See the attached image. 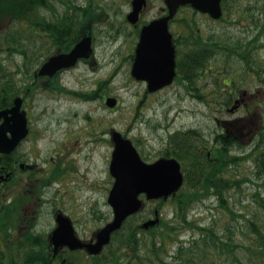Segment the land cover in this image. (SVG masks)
I'll return each instance as SVG.
<instances>
[{
	"label": "rangeland",
	"instance_id": "obj_1",
	"mask_svg": "<svg viewBox=\"0 0 264 264\" xmlns=\"http://www.w3.org/2000/svg\"><path fill=\"white\" fill-rule=\"evenodd\" d=\"M56 1L46 0V6L40 9L37 6L34 8L24 6L18 9L20 17H36L37 20L27 40L22 30L26 25L18 24L17 21L12 24L16 39L25 37L17 42L16 47L39 49L36 38L38 35L35 36V33H38L40 26L43 27V18L55 16L57 15L55 11H61ZM74 1L80 6L86 7L89 4L92 7L90 10L78 13V26L80 23L85 24L83 17L86 12L94 13L98 10L101 12L102 20L97 22L98 18H96L90 23L91 31L88 29L87 34H81L78 30V36L67 41L72 45L76 39L82 37L76 41L79 43L83 38L88 37L89 55L92 53L94 58L92 62L81 63L64 73L59 79L62 88L51 91L38 90L29 99L28 109L31 111L36 131L34 136H39L41 140L36 141L27 150L31 153L33 150L37 152L36 155L32 153L37 161L44 159L48 161L51 155L57 156V166L63 171L60 181L54 182L45 193V204L41 209L38 229L48 234L55 226L52 214L55 209H60L73 221L72 227L76 232L74 234L80 240L90 238L92 232L103 227L113 218L107 197L114 180L109 172L114 150L112 142L114 131L120 132L123 138L129 139L146 163L163 158L161 153L167 148L168 138L170 139L171 134L179 129L191 131V128H198L203 130L207 137H211V131L217 129L223 131L224 127L229 125L246 135L248 131L255 133L264 118L262 114L264 82L259 81L253 72L241 70V62L238 59H229L225 66L222 64L226 57L220 58L217 55L215 57L217 64L213 62L217 65L214 67L216 71L226 72L230 69L235 76L237 86L242 90L237 96L241 95L240 98L243 97L244 100L236 110L231 109L234 107L233 102H230L229 107L227 106L231 96L228 91L233 86H225L219 81L224 91L212 94L216 88L213 83L215 77H209L212 72H202L201 78L196 82L197 91H191L186 87L187 81L178 80V76L173 83L149 91L146 82L135 79L131 73V65L136 57L134 52L136 36L132 31L135 29L129 26H125L124 30L120 29L127 24L124 14L130 10L131 0ZM149 1L152 2L153 9L147 14L146 21L152 19L161 6V0ZM254 1H230L226 3L224 9L221 1L222 14L216 19L189 4L182 5L168 18H174L170 24V31L180 38L185 35L191 36V32H195L203 38L212 35L217 42L227 43L233 39L250 40L258 34L260 37L256 38L255 49L258 62L264 66V30L261 25H257V22L254 23L255 16L259 18L258 21H264L263 0L260 2L258 0L257 6H253ZM12 4V0H0V11L7 10ZM5 21L0 24V28L7 26ZM80 30L82 31V28ZM90 33L96 40L93 50ZM7 35V29L0 32L3 47L0 49V64L6 69L1 73L3 75L1 80L4 81H6L10 46ZM69 43L63 50L71 48L70 45L68 46ZM189 44L186 42V45ZM74 47L66 54L57 56L69 55ZM188 48L180 45L182 52L180 61L183 60ZM83 56L85 55H77L73 62ZM253 67L257 66L253 65ZM177 72L175 68V73ZM224 76L221 74L222 78ZM262 76L264 77V73ZM17 80L21 78L17 77ZM203 84L205 89L202 91ZM243 92H246V95H243ZM198 94H202L205 98ZM237 96L236 98L240 99ZM108 97L116 98L114 107L106 104ZM257 103L259 114L248 113L252 104ZM217 121L221 126L216 124ZM254 133L251 135L252 139ZM250 143L242 142L244 147L242 150L250 149ZM238 151L239 149L235 148L233 153L236 154ZM254 169L251 159L244 160L240 165L231 168L228 173L230 177L237 179L242 176L251 177L252 181H243L240 188L227 190L223 202L225 207L220 206V200L216 197H211L202 204H196L190 219L197 218L198 222L207 226L214 223L215 231L229 244L228 251L224 250L222 253L211 251L208 260H196L197 264H238L239 260L259 261V256L264 252V242L250 225V220L257 219L254 221L256 227L264 234V178L257 180L253 174ZM142 198L144 200V197ZM144 201L142 209L126 220V223L139 228L137 238L149 241L150 235L154 233L152 229L160 231L167 222L179 227L171 201L161 199ZM154 210L158 211L159 224L144 228L143 223L154 217ZM228 210H232L233 213H229ZM128 227L129 225L125 226V230ZM172 236H174L173 240L164 242L165 251L162 254V259L168 262L173 260L181 242L188 248L190 242L199 237L196 229L191 228H179ZM62 246L66 247V244ZM145 249L148 252L147 248ZM146 251L143 250L141 254L147 255ZM76 255L77 252L72 254L74 257Z\"/></svg>",
	"mask_w": 264,
	"mask_h": 264
},
{
	"label": "flooded vegetation",
	"instance_id": "obj_2",
	"mask_svg": "<svg viewBox=\"0 0 264 264\" xmlns=\"http://www.w3.org/2000/svg\"><path fill=\"white\" fill-rule=\"evenodd\" d=\"M56 4L60 6L61 11H55L57 16L43 18V27L40 26V30H37L38 33H35V36L38 35L36 37L39 44L38 50L29 47L22 49L16 47L17 42L23 40L25 37L27 40L30 31L35 28L36 17L15 16L14 6H12L14 4L7 10L0 11V24L5 20V24H7L3 29L0 28V32L2 33V31L7 29V36L10 42L7 57L8 68L5 77L8 91L11 94V104L8 107L14 104L16 96L13 93H19L17 96H21L22 98L21 109L26 112L28 128L27 135L6 155L5 160L0 162V264H22L24 260H51V264L64 263L65 260H93L85 248H78L72 251L67 246L64 247L61 245L54 249L52 233L58 225V215L63 214L60 209H55L52 214L55 226L48 234H44L38 229L41 209L45 204V193L54 182L60 181L63 171H61L62 168H58L57 166V156L51 155L48 161L45 159L37 161V159L33 158V154L36 155L37 152L33 150L32 154L27 150L36 141L41 140L39 136H34L36 131L34 130L31 111L28 109V101L38 90L51 91L62 88L59 79L64 73L72 70L81 63L92 62L94 58L91 53L87 57H79L71 64L62 63L59 67L51 69L46 67L53 57L66 54L74 47L77 43L76 41L82 38L76 39V43L74 42L72 45L67 42L70 38L75 39L78 36V10L84 9L85 11L86 9L92 8L89 4L86 7L80 6L74 0H57ZM160 4L161 6H159L155 16L147 21L145 20L147 14L153 9L152 2L149 0H147L146 6L140 10L139 18L135 23H130L127 20V15L132 9V3L130 10L124 14L127 24L123 25L120 29L124 30L125 26L135 29L132 30L136 36L134 40V52L136 51L144 26L153 20L166 17L169 14V8L165 1L161 0ZM24 6L32 8L37 6L38 9L44 8L46 6V0H34L33 3L26 0L23 3ZM88 13L89 16L83 17L87 23L82 29L81 34H87L86 31L88 29L91 31L89 25L91 22H94V19L98 18L97 22L102 20L101 17H93L92 12ZM204 14L210 16L208 12H204ZM173 20L174 18L172 17L167 21L169 31L170 24ZM15 22L26 25L22 29L25 32L23 33L25 37H18L16 39L14 25H12ZM91 33L89 37H91V49L93 50L96 40ZM170 33L172 34V45L176 48V54L177 52L182 53L180 52V45L186 48L189 47L190 44L186 45V42L190 43L189 35L180 38L179 36H175L171 31ZM67 43H69L68 46L70 45L71 48L63 50ZM132 66L133 63L131 68ZM0 77L2 78L3 75H0ZM17 77H20L21 80L18 81ZM3 81L4 79L1 80L0 85ZM243 95H246V92H243ZM240 96L238 95V98ZM239 100L242 102L244 98L242 97ZM8 117L13 119L15 115L9 113ZM9 124L11 126L13 124L12 121H9ZM216 124L221 126L219 121ZM188 130L179 129L171 134L170 139L168 138L167 148L163 152L168 151L170 141L174 143L175 141L190 140L199 156H202L204 152L206 157L209 158L212 150L218 147L216 136L218 133L221 134L222 130L217 129L211 131V137H207L204 131L198 130V128H191V131ZM235 131L237 133L236 129ZM253 133L251 131H248L247 135L241 133L240 136L245 138L242 142H252L253 136L251 137V135ZM8 135L11 136V132H8ZM26 145L28 146L25 148ZM65 216L68 217L67 215ZM68 218L70 219V217ZM71 222L73 224L72 220ZM95 233L92 232L90 238L81 240L86 243L95 241ZM76 252L78 255L75 257L72 256Z\"/></svg>",
	"mask_w": 264,
	"mask_h": 264
},
{
	"label": "trees",
	"instance_id": "obj_3",
	"mask_svg": "<svg viewBox=\"0 0 264 264\" xmlns=\"http://www.w3.org/2000/svg\"><path fill=\"white\" fill-rule=\"evenodd\" d=\"M25 1L12 0L13 4H15V7H13L15 16H19L18 9L23 7ZM29 1L33 3L34 0ZM230 1L234 0H222L223 9L226 3ZM20 2L22 3L19 4ZM257 4L258 0H255L253 6H257ZM262 6L264 9V0ZM86 10H90V8ZM82 11L84 9L78 10V13ZM86 14L85 16H89V13L88 15ZM93 17L100 18L101 12H94ZM258 19L255 16L254 23L257 22V25H261L262 30H264V21L260 22ZM82 24L86 25V22L85 24L80 23L79 30L84 28ZM81 32L80 30L79 33ZM208 36V38H203L201 35L191 32L188 51L184 54L183 60L180 61L181 53H179L177 58L178 80L182 79L187 81L186 87L191 91H197L196 82L201 78L200 75L202 72H212L209 74V77H215L213 83L216 85V88L213 90L214 93L212 94L221 93V90L222 92L224 91L221 84H225V86L231 85L233 87L228 91V94L231 96H229L230 101L227 106L229 107L230 102H233L234 108L239 107L241 101L236 96L237 93L241 94L242 90L237 86L235 76L230 69L226 72L216 71L217 69L214 68L217 66L215 57L219 55L220 58H224L225 56V62L222 64L225 66L228 64L229 59H238L241 62V70L253 72L259 81L264 82V77L262 76L264 66L261 65V62H258L259 60L255 49L256 38L260 36L258 34L254 35V38L250 40L233 39L228 43L217 42L212 35ZM1 48H3L2 39H0ZM253 65L257 67L254 68ZM2 71L5 72L6 69H3L0 64V74ZM221 74L225 76L222 78ZM219 81H221V84ZM225 81H228V83H225ZM204 89L205 84L201 87L202 91ZM10 96L11 94L8 91L6 81H3L0 85V109L10 104ZM198 96L203 95L198 94ZM258 106V103L252 104L248 109V113H252L253 115L259 114L257 111ZM262 114H264V107L262 108ZM240 135L241 132L237 131L236 133L232 126H225L221 134H217L216 141L218 147L212 150L209 158L206 157L204 152L202 156H199L190 140L175 141L174 143L170 141L168 151L163 152L162 155L176 158L181 163L184 173V184L171 199L175 208V219L179 222V227L167 222L160 231L155 230V228L152 229L154 233L150 235L151 237L147 241L137 238L136 234L139 228L133 227L132 224L130 225L125 221L122 228L114 234L107 250L101 255L92 256L93 260H65L64 263L59 264H197L198 262L196 260H208L212 254L211 251H215V253H222L224 250L228 251L229 244L215 231L214 223L207 226L198 222L196 220L197 218L190 219V212L196 207V204H202L211 197L218 198L220 200V206L225 207L223 202L227 190L240 188L243 181H252L251 177L242 176L237 179L228 175L231 168L235 165H240L244 160L251 159L254 163L255 169L253 174L257 180L264 178V118L259 130L254 133L253 141L249 144L250 149L242 150L244 148L242 145L243 139ZM235 148L239 149L236 154L233 153ZM5 158L6 155L0 154V162L5 160ZM228 211L229 213H233L232 210ZM250 221V225L254 227L264 242V234L258 231L257 224L254 222L257 219ZM127 225L129 227L125 230V226ZM179 228L196 229L199 237L193 239L188 248L181 242L173 256V260L169 262L165 261L162 259V254L165 251L164 242L166 240H173L174 236L172 234ZM223 231L226 232L225 229ZM145 248H147L148 252ZM143 250L148 254H141ZM145 260L147 261L145 262ZM258 260V262L239 260L238 264H264V252L259 256ZM22 264H51V260H24Z\"/></svg>",
	"mask_w": 264,
	"mask_h": 264
},
{
	"label": "water",
	"instance_id": "obj_4",
	"mask_svg": "<svg viewBox=\"0 0 264 264\" xmlns=\"http://www.w3.org/2000/svg\"><path fill=\"white\" fill-rule=\"evenodd\" d=\"M169 14L152 21L142 29L140 41L136 49V57L131 73L133 77L147 81L149 91L168 85L175 76V54L171 43V34L167 30V19L176 13L181 5L190 4L195 9L209 12L214 18L222 14L221 0H165ZM146 0H132L133 9L127 18L135 22L139 10L145 6ZM90 39L83 38L77 43L69 55L52 58L47 68L59 67L62 63L71 64L77 55H89ZM22 100L18 97L10 109L0 111V152L9 153L26 133L25 113L20 110ZM116 98L108 97L106 104L116 105ZM231 109H234L231 108ZM15 114L10 126L7 113ZM12 137H8L7 132ZM114 150L110 163V173L114 183L108 195V203L113 210V219L96 233V241L84 243L77 239L71 221L58 215V226L52 233L54 248L66 244L70 249L86 247L92 254L99 253L109 243L113 231L119 229L124 220L138 212L142 207L140 195L147 199L167 198L174 194L183 183V174L179 162L174 158H161L152 163L144 162L129 139L123 138L117 131L112 133ZM154 219L143 223L144 228L159 222L158 213Z\"/></svg>",
	"mask_w": 264,
	"mask_h": 264
}]
</instances>
